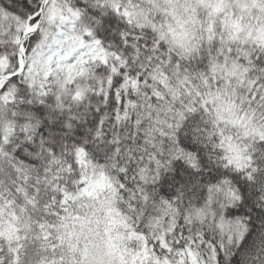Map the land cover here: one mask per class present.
<instances>
[{
    "label": "snow or ice",
    "instance_id": "1",
    "mask_svg": "<svg viewBox=\"0 0 264 264\" xmlns=\"http://www.w3.org/2000/svg\"><path fill=\"white\" fill-rule=\"evenodd\" d=\"M0 264H264V0H0Z\"/></svg>",
    "mask_w": 264,
    "mask_h": 264
}]
</instances>
